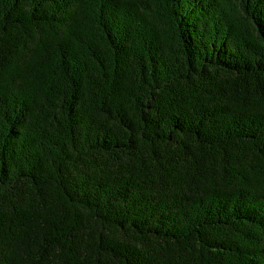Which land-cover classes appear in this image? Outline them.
I'll use <instances>...</instances> for the list:
<instances>
[{
    "label": "trees",
    "instance_id": "16d2710c",
    "mask_svg": "<svg viewBox=\"0 0 264 264\" xmlns=\"http://www.w3.org/2000/svg\"><path fill=\"white\" fill-rule=\"evenodd\" d=\"M0 264H264V0H0Z\"/></svg>",
    "mask_w": 264,
    "mask_h": 264
}]
</instances>
